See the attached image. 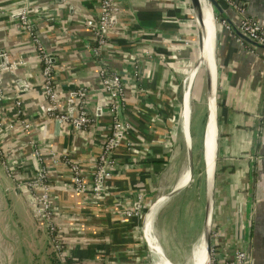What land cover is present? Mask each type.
Wrapping results in <instances>:
<instances>
[{
    "label": "crops",
    "instance_id": "crops-1",
    "mask_svg": "<svg viewBox=\"0 0 264 264\" xmlns=\"http://www.w3.org/2000/svg\"><path fill=\"white\" fill-rule=\"evenodd\" d=\"M122 1L118 27L99 56L93 52L95 38L85 23L86 17L98 18L96 0H31L28 7L35 33L56 59L63 105L69 107L74 90L88 88L95 127L90 136H80L40 111L44 104L41 62L28 33L13 15L25 0H0V63L3 53L8 62H27L2 73L0 119L4 126L17 119L15 104L20 93L23 116L32 123L29 131L5 128L1 134L5 152L0 155V264L2 259L17 264L26 253L29 244L19 246L25 225H30L34 236L27 239L34 250L32 255L27 251V264H55L58 259L46 225L35 214L30 191L19 187L2 163L7 159L27 181L37 170L35 150L46 160L42 166L50 175L58 221L70 231V258L77 264H160L162 258L171 264L195 263L207 216V77L196 76L188 96L195 172L184 183L189 140L183 126L187 121L183 83L198 61V25L190 0ZM236 1L264 25V0ZM221 3L229 21L218 22L216 31L218 159L212 215L222 233V252L247 249L250 264H264V49L239 40L226 26L230 22L238 26L239 17ZM123 24L128 31L124 34L120 33ZM102 66L124 80L122 115L132 127L127 142L115 154L118 165L106 193L95 197L74 189L70 164L80 165L91 176L111 125V97L99 75ZM16 79L25 81L29 90L17 87ZM200 114L206 115L204 123L193 126L192 115ZM138 192L152 202L141 220L127 217L119 207Z\"/></svg>",
    "mask_w": 264,
    "mask_h": 264
},
{
    "label": "built area",
    "instance_id": "built-area-1",
    "mask_svg": "<svg viewBox=\"0 0 264 264\" xmlns=\"http://www.w3.org/2000/svg\"><path fill=\"white\" fill-rule=\"evenodd\" d=\"M231 7L239 17L238 27L250 39L264 44V25L255 17L245 13L242 5L236 0H219ZM31 0H25V4L13 15L23 25L26 33L29 35L30 45L38 53L41 62V70L43 76V97L44 104L41 105L40 111L46 114V117L56 120L62 127L73 128L80 136H90V132H94L95 119L89 108V91L87 87H81L69 95V107L64 106L61 101V91L57 84L55 57L46 45L43 43L39 35L34 31L33 22L29 17V4ZM98 3V18L86 17V26L90 29L95 38L93 52L96 56L106 51L113 31L118 27L119 18L123 15L122 0H96ZM65 5V3L63 4ZM226 26L231 29L229 24ZM126 25L120 26V33L124 34ZM128 37V35H127ZM5 63H0V101L3 97V76L5 70L15 71V69L24 66L27 62L25 59L7 60L3 53ZM136 62V61H135ZM136 72V67H135ZM100 81L103 90L109 92L111 97L110 114L111 125L105 137L102 151L96 160V165L92 170L91 176H87L80 165L72 163L70 169L73 178V187L79 193H92L95 197H103L107 191V183L111 180L114 170L116 169L117 160L116 152L127 142V132L132 127V123L124 118L122 111L126 102V86L122 76L119 73H113L106 66H102L99 70ZM138 73V72H137ZM136 73V75H138ZM16 86L29 90L28 84L16 79ZM188 78L184 80V88L186 90ZM185 95V93H184ZM17 119L3 125L0 119V155L5 152V145L1 140L3 129L15 130L17 128L29 131L32 123L24 117V101L19 93L15 104ZM125 144V143H124ZM128 145V144H127ZM37 160V170L32 179L22 178L16 174L9 161L3 158V167L7 174L18 183L19 187L28 189L33 197L34 211L39 220H41L48 229L51 244L57 258L60 262H65L70 258V231L66 230V224L58 221V207L55 205L52 196V186L50 184V175L48 170L42 166L44 160L39 150H35ZM53 154V153H52ZM152 202L147 200L146 195L138 192L135 199L128 202L121 201L119 203L121 213L127 217L142 219L147 216ZM220 229L214 225L211 235V263L210 264H250V255L243 248H238L231 253L222 252L220 245L221 238Z\"/></svg>",
    "mask_w": 264,
    "mask_h": 264
},
{
    "label": "water",
    "instance_id": "water-1",
    "mask_svg": "<svg viewBox=\"0 0 264 264\" xmlns=\"http://www.w3.org/2000/svg\"><path fill=\"white\" fill-rule=\"evenodd\" d=\"M211 6L213 7L215 14V32L211 37L210 47L212 51V63L211 65L207 64L205 66V74L207 77V117L205 123V133H204V157L206 162V173H207V186H208V193H207V216H206V224L201 232L200 238L204 237V244H205V252L202 257V264H210L211 263V235H212V228H213V207H214V198H215V180H216V168H217V159H218V118H217V107H218V88H219V67H218V51H217V26L218 22L223 23L225 21H229L228 16L225 12V8L223 4L219 0H208ZM190 4L193 9V13L196 18V23L198 27V49L199 51L204 50L205 47V40L208 37L207 32L204 30V22L205 18L202 10L201 0H190ZM231 29L236 33L239 40L246 43L250 47L254 49H264V44L259 43L255 40L250 39L245 33H243L239 27L231 22L228 23ZM34 27V24H33ZM2 63H5L4 58H2ZM56 62V59H54ZM203 67L202 60L200 54L198 55V61L192 72L189 74L188 84L185 90V109L187 103V96L191 93L192 84L194 82V78L197 76L200 67ZM4 72H10L9 70H5ZM12 72V71H11ZM215 112V123H216V130L215 133L212 134V139H210V127L213 120ZM183 115L185 112L183 111ZM186 120V119H185ZM186 123L184 126V132L188 138V148H189V171L190 177L188 182L192 180V177L195 172V163H194V155H193V146H192V137L190 131V121L188 122V131L185 128ZM176 189L175 192H177ZM146 218V217H145ZM247 251V249H245ZM248 252V251H247ZM195 258L196 253H195ZM196 264V263H194Z\"/></svg>",
    "mask_w": 264,
    "mask_h": 264
},
{
    "label": "bare ground",
    "instance_id": "bare-ground-1",
    "mask_svg": "<svg viewBox=\"0 0 264 264\" xmlns=\"http://www.w3.org/2000/svg\"><path fill=\"white\" fill-rule=\"evenodd\" d=\"M201 4H202V10L201 12L203 13L204 15V18H205V24H204V30L205 32H207L208 34V37L207 39L205 40V47H204V50H200L199 51V54H200V57H201V60H202V64L204 66L207 67V64L211 65L212 63V51H211V47H210V42H211V37L212 35L214 34L215 32V17H214V9L213 7L211 6V4L209 3L208 0H201ZM190 97V94L188 95ZM187 96V98H188ZM185 100V99H184ZM188 99H187V103H186V109H185V119L187 120L186 121V125H185V128L186 130L188 131V122H189V111H190V108H189V104L188 103ZM215 112H214V116H213V120H212V123H211V127H210V139H212V134L215 133V130H216V123H215V119H216V116H215ZM183 120V119H182ZM191 126V125H190ZM190 177V171L189 169L186 171L185 175L183 176L182 178V182H186ZM181 179V178H180ZM180 182V181H179ZM178 182V184H179ZM161 206V204L158 205V207H155V212L156 210ZM158 211V210H157ZM155 212H153L151 215V219L150 221H152V219L154 218V215H155ZM152 225V224H151ZM157 247V246H156ZM205 244H204V237L203 239L198 243V245L196 246V250H195V253H196V257L194 260H195V263L196 264H202V257L204 255V252H205ZM155 248V246H154ZM153 248V249H154ZM158 251V249L156 250ZM160 249H159V253H160ZM162 253V252H161ZM155 254V253H154ZM158 256V255H157ZM160 256V255H159ZM167 260V258H165ZM164 258L161 259V262H158L160 264H169L170 262H167L165 261ZM159 260V259H158ZM171 264V263H170Z\"/></svg>",
    "mask_w": 264,
    "mask_h": 264
},
{
    "label": "rangeland",
    "instance_id": "rangeland-1",
    "mask_svg": "<svg viewBox=\"0 0 264 264\" xmlns=\"http://www.w3.org/2000/svg\"><path fill=\"white\" fill-rule=\"evenodd\" d=\"M204 67H200L199 68V71H198V73H197V76L200 78L203 74L205 75V70L203 69ZM194 89V88H193ZM196 107H198V106H195V114H197L198 112H196L197 111V109H196ZM205 117H206V115H192V122H193V126L195 125H197V124H203L204 123V121H205ZM197 122V123H196ZM191 129H192V126H191ZM197 129L195 128L193 131H196ZM192 133V132H191ZM196 133V132H195ZM191 137H192V134H191ZM5 213H6V211H5ZM2 219H1V223H2ZM24 221H26L25 219H24ZM31 235H32V229H31V227H30V225H25L23 228H22V230H21V240H20V243H19V246H22V245H24V246H27L28 244V246L26 247V253L25 254H22L21 255V257L19 256V261H18V263L17 264H27L28 263V261H29V256L27 255V251L32 255L33 254V252H34V250H32L31 249V247H30V243L32 242H30V243H28L27 242V239H28V237H30L29 239L30 240H32V239H34V236L33 237H31ZM9 238H11V239H14V237H13V235L12 234H10L9 233ZM19 237V234H18V232L16 233V235H15V238H18ZM15 240V239H14ZM49 240H50V243H51V239H50V235H49ZM18 242V241H17ZM25 242V243H24ZM24 243V244H23ZM36 246L38 247L39 246V243L37 242V244H36ZM51 246H52V244H51ZM52 249H53V247H52ZM53 254L55 255V257L57 258V256H56V253L54 252V250H53ZM55 263V262H54ZM62 263V262H61ZM2 264H12V262H6V261H4V259H2Z\"/></svg>",
    "mask_w": 264,
    "mask_h": 264
},
{
    "label": "trees",
    "instance_id": "trees-1",
    "mask_svg": "<svg viewBox=\"0 0 264 264\" xmlns=\"http://www.w3.org/2000/svg\"><path fill=\"white\" fill-rule=\"evenodd\" d=\"M55 264H77V262L73 258H67V260L63 263L56 259Z\"/></svg>",
    "mask_w": 264,
    "mask_h": 264
}]
</instances>
